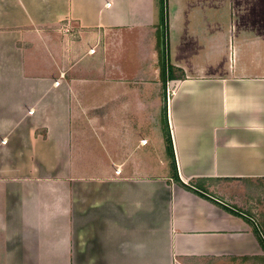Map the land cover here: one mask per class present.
<instances>
[{
    "label": "crops",
    "instance_id": "obj_1",
    "mask_svg": "<svg viewBox=\"0 0 264 264\" xmlns=\"http://www.w3.org/2000/svg\"><path fill=\"white\" fill-rule=\"evenodd\" d=\"M162 14L0 0V264H264V0Z\"/></svg>",
    "mask_w": 264,
    "mask_h": 264
},
{
    "label": "rangeland",
    "instance_id": "obj_2",
    "mask_svg": "<svg viewBox=\"0 0 264 264\" xmlns=\"http://www.w3.org/2000/svg\"><path fill=\"white\" fill-rule=\"evenodd\" d=\"M161 1L162 0H158V5L160 6V10H161V14H162ZM164 2H165V9H164L165 12H163V13H164V16H165L164 18H165V28H166V31H164V34L166 36V33H167L168 0H164ZM65 27H67V26L63 25L62 29H61V32H60V33H62L60 35H62L63 37L60 36L59 38H57V43H61V45H62V54H64L66 52V48H67V44L64 41V37H66L67 35L64 34V32H63V29ZM84 38H85V36H84ZM75 42H76V43H74L75 51H73L74 54H73V56L70 59V63L71 64H75V63L86 62L87 50L90 47V45H87L83 41H79V40L78 41L75 40ZM175 73H177V70H175L173 73H172V71L169 70V71H167L165 76H163V81H164L163 93H164L165 96H166V93H168V97H170L171 94H172L173 83L171 82V79L173 78Z\"/></svg>",
    "mask_w": 264,
    "mask_h": 264
},
{
    "label": "built area",
    "instance_id": "obj_3",
    "mask_svg": "<svg viewBox=\"0 0 264 264\" xmlns=\"http://www.w3.org/2000/svg\"><path fill=\"white\" fill-rule=\"evenodd\" d=\"M63 32H64V34H66V35H68L69 36V38L72 40V41H75L77 38H80L81 37V33L77 30V29H75V28H73V27H70V26H67V27H65L64 29H63ZM101 44V40H100V38L96 41V43L94 44V45H92L90 48H88V50H87V52L89 53V54H95L96 52H97V48H98V46ZM65 72H62L61 74H60V78H63V77H65ZM55 85H59L60 84V80L59 79H57V80H55ZM263 235H264V232H263Z\"/></svg>",
    "mask_w": 264,
    "mask_h": 264
},
{
    "label": "trees",
    "instance_id": "obj_4",
    "mask_svg": "<svg viewBox=\"0 0 264 264\" xmlns=\"http://www.w3.org/2000/svg\"><path fill=\"white\" fill-rule=\"evenodd\" d=\"M161 8H162V11L165 12L164 11V9H165V2H164V0L161 1ZM162 16H163V18H162V24H163V27H164V23H165V18L164 17L165 16H164V14ZM163 30H164V28H163ZM164 38H165V34L163 33V41L165 42ZM162 65H163V74H164V76L167 73V71L170 70L173 73L176 70L175 67L168 60L167 46L165 45V43H164L163 49H162ZM173 78H174V76H173ZM169 150H170V152L172 154L173 153L172 147H170ZM174 175L177 176V171L176 170L174 172Z\"/></svg>",
    "mask_w": 264,
    "mask_h": 264
},
{
    "label": "water",
    "instance_id": "obj_5",
    "mask_svg": "<svg viewBox=\"0 0 264 264\" xmlns=\"http://www.w3.org/2000/svg\"><path fill=\"white\" fill-rule=\"evenodd\" d=\"M163 28H164V31H165V30H166V28H165V23H164V27H163Z\"/></svg>",
    "mask_w": 264,
    "mask_h": 264
}]
</instances>
